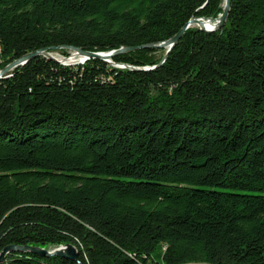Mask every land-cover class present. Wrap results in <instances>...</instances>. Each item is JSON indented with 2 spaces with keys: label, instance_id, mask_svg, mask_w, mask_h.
<instances>
[{
  "label": "trees",
  "instance_id": "trees-1",
  "mask_svg": "<svg viewBox=\"0 0 264 264\" xmlns=\"http://www.w3.org/2000/svg\"><path fill=\"white\" fill-rule=\"evenodd\" d=\"M225 0H0V71L162 43ZM52 47H58L52 49ZM166 48L0 77V264H264V0Z\"/></svg>",
  "mask_w": 264,
  "mask_h": 264
},
{
  "label": "water",
  "instance_id": "water-1",
  "mask_svg": "<svg viewBox=\"0 0 264 264\" xmlns=\"http://www.w3.org/2000/svg\"><path fill=\"white\" fill-rule=\"evenodd\" d=\"M230 6H231V0H225V8L222 14H220L217 18H203V17H194L192 19H190L187 24L173 37H171L170 39L156 44V43H148V44H142L139 46H123L119 49H114L111 51H107V52H100V51H88V50H84L81 47H77V46H66L67 48H70L71 50H73L76 53H79L81 55H84L85 58L91 59V58H98L101 60H104L106 62H109L113 65H123L122 67H130L132 69H151L154 67H136L133 65H129V64H124V63H116L112 60V57L116 54L119 53H124V52H128L131 50H135L138 48H166V53L165 56L163 58V60L161 61V63L164 62V60L166 59V57L168 56L169 52L172 50V48L175 46V44L179 41V39L181 38V36L183 35V33L185 32V30L190 27V26H194V25H198L200 29L205 30V31H214V30H218L220 28H222L226 22V19L228 17L229 11H230ZM58 47H52V49H57ZM39 54H43L51 59L57 60L59 61L56 57H54L53 55L49 54L48 52H46V50L42 49L39 51H35L29 54H26L16 60H14L13 62H11L10 64H8L5 68H3L0 71V76H3L4 74H6L9 70H13L15 67L25 64L28 60H30L31 58L39 55ZM61 62V61H60ZM81 63V62H79ZM10 251H20V252H28L31 251L33 253H37V254H41V255H45V256H52V255H60V256H66V257H70L72 259H77L78 256V252L77 249L75 248L74 245L72 244H66L64 246H60L57 247L56 249L52 250V249H48V248H44V247H38V246H31V245H8L6 246L3 251L1 252L0 255V263L4 260V258L6 257V255L10 252Z\"/></svg>",
  "mask_w": 264,
  "mask_h": 264
},
{
  "label": "rangeland",
  "instance_id": "rangeland-1",
  "mask_svg": "<svg viewBox=\"0 0 264 264\" xmlns=\"http://www.w3.org/2000/svg\"><path fill=\"white\" fill-rule=\"evenodd\" d=\"M219 30V29H218ZM215 31V30H214ZM53 54H51V53H49V54H51V55H53L54 57H56L59 61H61L63 64H66V65H74V64H82V63H84V62H86L87 61V59L85 58V56H84V60H79V58H76L75 60H73V61H68L67 60V58H70L72 55H73V50H72V52L70 53V55H68V56H64V55H62L59 51H57V50H54V51H51ZM79 54V53H78ZM77 55V54H76ZM81 55V54H80ZM79 62H81V63H79ZM116 66V65H115ZM117 66H119V65H117ZM123 66V65H122ZM121 65L119 66V67H122ZM10 71L11 70H9L7 73H10ZM6 73V74H7ZM51 249L52 250H54V249H56L55 247H51Z\"/></svg>",
  "mask_w": 264,
  "mask_h": 264
},
{
  "label": "bare ground",
  "instance_id": "bare-ground-1",
  "mask_svg": "<svg viewBox=\"0 0 264 264\" xmlns=\"http://www.w3.org/2000/svg\"><path fill=\"white\" fill-rule=\"evenodd\" d=\"M49 53L53 54L52 52H49ZM76 54H77V55H76ZM76 58H79L80 61H81V60H84V55H80V54H78V53H76V52H73V55H72L70 58H67V60H68V61H73V60H75Z\"/></svg>",
  "mask_w": 264,
  "mask_h": 264
},
{
  "label": "built area",
  "instance_id": "built-area-1",
  "mask_svg": "<svg viewBox=\"0 0 264 264\" xmlns=\"http://www.w3.org/2000/svg\"><path fill=\"white\" fill-rule=\"evenodd\" d=\"M1 77V76H0Z\"/></svg>",
  "mask_w": 264,
  "mask_h": 264
}]
</instances>
